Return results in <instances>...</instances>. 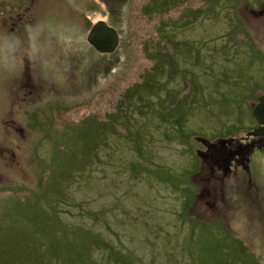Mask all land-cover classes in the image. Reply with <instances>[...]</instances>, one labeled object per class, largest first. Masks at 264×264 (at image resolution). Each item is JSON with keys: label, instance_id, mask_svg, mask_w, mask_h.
Returning a JSON list of instances; mask_svg holds the SVG:
<instances>
[{"label": "rangeland", "instance_id": "374dc122", "mask_svg": "<svg viewBox=\"0 0 264 264\" xmlns=\"http://www.w3.org/2000/svg\"><path fill=\"white\" fill-rule=\"evenodd\" d=\"M260 94L264 0H0V264H264V143L205 156Z\"/></svg>", "mask_w": 264, "mask_h": 264}, {"label": "trees", "instance_id": "16d2710c", "mask_svg": "<svg viewBox=\"0 0 264 264\" xmlns=\"http://www.w3.org/2000/svg\"><path fill=\"white\" fill-rule=\"evenodd\" d=\"M148 10H149V15L151 14V15H156L157 17H159V14H161L162 12L163 13H165L167 10H161V9H159L157 6H155L154 4H152V5H148ZM86 18H88L87 16H84V18H83V23H84V26L86 27V32H88L89 31V29L92 27V24H91V22L90 21H85L86 20ZM96 22V21H95ZM115 29H116V27H114ZM117 30V29H116ZM161 31V30H160ZM160 31H158V36L161 34V32ZM163 36V35H162ZM163 42H164V45H165V47L166 48H168V49H174V45L172 46V45H170V44H172V43H169L167 40H165V39H163ZM170 47V48H169ZM171 51V50H170ZM164 53L166 52V50L164 49V51H163ZM166 54V53H165ZM170 58L171 57H176V55H168ZM160 70H163V68H160ZM155 72L156 71H158V69H156V70H154ZM151 73H146V76H144V78L146 79V77H148L149 75H150ZM189 82H187V85H186V88L185 89H182V90H180V91H178L177 93H176V91L174 92V91H172L171 90V97H170V95L168 94V98H169V104H168V109H169V111H174V112H172L171 113V117L172 116H176L175 118H173V122H175V125L178 127V128H180V124L182 123V121H183V119H184V117H183V115H182V113L179 111V107H180V102L181 101H186L187 99H188V97H189V94H190V91L189 90H191V88L187 91V89L189 88ZM172 93L174 94V95H172ZM128 96V94L126 93L125 95H124V97H127ZM258 97V96H257ZM166 98H164V100H165ZM122 103V101L120 102V104ZM113 115V114H112ZM115 118H117V116H114ZM253 117V116H252ZM111 118H112V116L110 115V117H109V120L111 121ZM113 119V118H112ZM114 123V122H113ZM254 123H255V125H252L253 126V128H250V129H247V130H243V129H239V130H241V131H244V132H246V133H248V131L250 130V132L251 131H253L254 129H256V126H257V122L254 120ZM115 124V123H114ZM232 128H233V126H232ZM101 132H104V129L102 130V128H101V130H100ZM124 131V130H123ZM100 132V133H101ZM125 133H127V135H130V130L128 129V130H126V131H124ZM248 134H246V135H244L243 137H241V136H239L238 135V137H231V138H228L229 136H227V137H224V138H219V140L218 141H216V142H219V141H221V140H223V139H226V140H233V143H235V144H238V143H241L242 141H246V142H250V146L248 147L247 145H248V143H247V145H246V150H255V148L256 147H259L261 144H258L257 146H252L253 144H252V141L255 139V138H252V137H248L247 136ZM102 138H103V136H102ZM255 145V144H254ZM251 146H252V148H251ZM262 147H264V145L262 146ZM92 151H93V147H92V149H91ZM243 149L242 150H240V153H243V152H245V153H249L250 151H248V152H246V151H243ZM206 155H208V153L207 154H205V156ZM246 155H244V157H245ZM156 173H159L157 170H156ZM183 190H185V189H183ZM189 205H190V200L189 199H187L186 201H185V207H186V209L189 207ZM190 231H192V232H195V228L194 227H191L190 228ZM192 235H193V233H192ZM98 240H99V238H98ZM191 243V242H190ZM127 264H129L128 263V261H127ZM130 264H134L133 262H130Z\"/></svg>", "mask_w": 264, "mask_h": 264}, {"label": "water", "instance_id": "95a60500", "mask_svg": "<svg viewBox=\"0 0 264 264\" xmlns=\"http://www.w3.org/2000/svg\"><path fill=\"white\" fill-rule=\"evenodd\" d=\"M88 39L98 50L102 52H113L119 42V37L116 30L103 22L96 24L92 28ZM253 116L260 126L248 134L252 136H264V95L259 97L258 104L253 110ZM212 146L215 147V144ZM224 148L226 147H221L222 150L219 152V154H223ZM212 153L216 154L215 150H213Z\"/></svg>", "mask_w": 264, "mask_h": 264}, {"label": "flooded vegetation", "instance_id": "af4514ba", "mask_svg": "<svg viewBox=\"0 0 264 264\" xmlns=\"http://www.w3.org/2000/svg\"><path fill=\"white\" fill-rule=\"evenodd\" d=\"M83 14L81 15V18H82V23H83ZM84 25V23H83ZM264 143V139L262 138H255L253 141H252V144L254 146L255 145H258V144H263ZM250 144V143H249ZM208 143L206 144V146L208 147ZM236 144L233 143L231 145H228L226 147V152H227V155L225 157H218V156H213L210 154L209 150H208V155H206V158L208 156H210L211 158H215L217 160V165L218 167H223L222 165H224L227 169L226 171H234V169L232 168V166H235V168L238 166L239 164V161H240V150L239 149H236ZM239 148V147H238ZM219 158V159H218ZM222 163V165H221ZM208 164V163H207ZM237 165V166H236ZM243 166V165H242ZM244 167V166H243ZM216 170H218L219 172H223V170H219L217 167H215ZM238 168V167H237Z\"/></svg>", "mask_w": 264, "mask_h": 264}, {"label": "bare ground", "instance_id": "6f19581e", "mask_svg": "<svg viewBox=\"0 0 264 264\" xmlns=\"http://www.w3.org/2000/svg\"><path fill=\"white\" fill-rule=\"evenodd\" d=\"M99 90V89H98ZM259 138H262V139H264V136H260ZM226 139H223V140H221L220 142H223V143H226ZM216 149H217V151H216V154H213V153H210L211 155H213V156H218V157H225L226 155H227V152H226V148H224V152H223V154H219V151L218 150H222L220 147H215ZM252 151V150H251ZM237 166V165H236ZM238 167V168H237ZM236 168H235V166H232V168L234 169V170H236V169H240V166L238 165ZM232 172H235V171H232ZM231 171H229L228 173H232ZM226 174V173H225Z\"/></svg>", "mask_w": 264, "mask_h": 264}]
</instances>
